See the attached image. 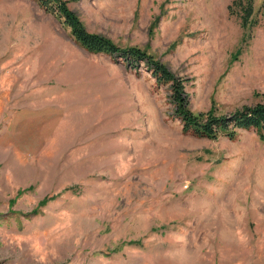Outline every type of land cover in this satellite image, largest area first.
<instances>
[{
  "label": "rangeland",
  "instance_id": "rangeland-1",
  "mask_svg": "<svg viewBox=\"0 0 264 264\" xmlns=\"http://www.w3.org/2000/svg\"><path fill=\"white\" fill-rule=\"evenodd\" d=\"M231 0H67L181 80L194 114L264 101V16ZM173 84L0 0V264H264V139L195 135Z\"/></svg>",
  "mask_w": 264,
  "mask_h": 264
},
{
  "label": "trees",
  "instance_id": "trees-1",
  "mask_svg": "<svg viewBox=\"0 0 264 264\" xmlns=\"http://www.w3.org/2000/svg\"><path fill=\"white\" fill-rule=\"evenodd\" d=\"M35 1L46 12L63 19L70 27L74 39L88 51L114 54L130 65L144 61L158 82L172 83V91L177 104L176 114L182 118L183 127L187 132L209 137L224 134L233 138L238 129L254 128L259 137L264 139V101L244 105L228 114L216 115L210 112L194 114L186 107L181 80L173 79V75L163 63L137 47H120L104 35L86 30L78 15L69 8L67 0ZM227 8L230 14L237 15L240 25L248 34L251 28L258 23L254 12V0H231ZM257 12L264 16V0L261 1Z\"/></svg>",
  "mask_w": 264,
  "mask_h": 264
}]
</instances>
